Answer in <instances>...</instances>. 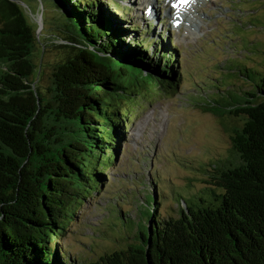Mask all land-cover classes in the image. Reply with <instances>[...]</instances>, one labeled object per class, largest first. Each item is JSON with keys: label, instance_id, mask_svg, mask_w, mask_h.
I'll return each instance as SVG.
<instances>
[{"label": "trees", "instance_id": "trees-1", "mask_svg": "<svg viewBox=\"0 0 264 264\" xmlns=\"http://www.w3.org/2000/svg\"><path fill=\"white\" fill-rule=\"evenodd\" d=\"M51 1L72 5L62 18L82 47L53 64L45 86L43 72L35 84L34 28L15 0H0V264H264V74L243 85L241 64L229 71L235 93L200 104L231 121L234 152L202 165L204 188L175 190L163 211L153 181L138 218L118 213L119 194L107 228L92 227L100 242L108 238L94 256L58 242L118 160L144 81L159 80L170 93L180 71L158 40L148 54L151 22L117 21L127 11L120 2Z\"/></svg>", "mask_w": 264, "mask_h": 264}, {"label": "rangeland", "instance_id": "rangeland-1", "mask_svg": "<svg viewBox=\"0 0 264 264\" xmlns=\"http://www.w3.org/2000/svg\"><path fill=\"white\" fill-rule=\"evenodd\" d=\"M18 1L36 9L34 5H39L37 0ZM42 1L46 25L41 39L50 40L44 54L42 83L46 86L50 83L53 64L64 59L68 50L62 46V38L66 37H60L66 36L65 31L58 27V23L64 22L63 9L53 7L51 0ZM100 1L105 6L106 0ZM117 1L127 7L120 17L122 21L117 20L123 27H130L136 20L148 24L152 21L162 27V31L155 28L152 33L153 28L145 26L152 37L147 40L149 48L146 50L154 57V41L158 40L160 48L164 46L163 52H173L172 65L180 72L177 88L170 93L159 80H154V86L147 88L146 85L140 90L143 98L134 101L133 119L125 120L127 132L121 142L118 160L107 170L108 178L103 188L96 196L88 198V203L79 210L80 222L74 221L71 230L58 239L66 249L82 257L94 256L101 242L108 243L105 237L100 242V235L93 234L92 227L107 228L106 221L115 215L110 203H114L119 194L124 198L121 197L118 213L130 209L129 214L138 218L145 210L144 197L154 185L153 181L163 196L160 203L163 211L168 209L175 190L187 187V190L196 191L205 187L202 165L209 167L210 162H217L215 158L227 157L229 153L233 158L234 152L231 150V133L226 128L231 121H224L222 116L200 104L236 92L232 86L234 80L229 75L234 64H241L246 71V75H242L243 85L259 81L264 74V0L200 1L197 7L189 6L194 29L186 27L189 24L186 20L178 30L173 27L174 21H170L172 10L166 9L162 1L160 4L156 0H149L150 3L147 0ZM168 2L172 7L170 0ZM106 8L110 10L108 6ZM52 32L56 34L53 42ZM137 33L135 35L139 37L141 33ZM146 33L141 36L146 37ZM43 52L42 43V49L34 54L36 63L40 64ZM93 237L97 239L93 240Z\"/></svg>", "mask_w": 264, "mask_h": 264}, {"label": "water", "instance_id": "water-1", "mask_svg": "<svg viewBox=\"0 0 264 264\" xmlns=\"http://www.w3.org/2000/svg\"><path fill=\"white\" fill-rule=\"evenodd\" d=\"M35 2V0H33ZM39 2V5H34V7H37L36 8H33L31 7L29 4L25 3L23 4L22 2L20 3L18 0H15V2L21 7L25 17L27 18V21L29 22V24L34 28V47H33V51L31 53V58L32 60L34 61V64H35V68L37 69V77H36V81H35V84L38 82L39 80V75L40 73L43 72V66H44V54H45V47L47 45H50V40L48 42L43 41L41 39V35L43 34V30H44V26L46 25L45 23V19H44V10H45V7H44V4H43V1L42 0H37ZM117 1V0H116ZM37 2V3H38ZM54 7V5H53ZM57 7V6H56ZM72 5L71 4H68L65 8H63V12L65 13L66 11L69 10V8H71ZM34 16V17H33ZM32 18H34V21L32 20ZM54 20H56L54 18ZM53 20V21H54ZM69 21L67 20H64V22L62 23L61 25V22L58 23V27H60L63 31H65V35L66 36H63L61 35L60 37H66L65 38H62L63 40V44L62 46H65L67 47L66 49L69 50V49H73L72 46H76V47H82V44L81 43H78V42H75L74 40V32H71V31H68L67 30V26H69L72 30L75 31V34H77V28L72 26L71 23H68ZM69 28V29H70ZM53 33V34H52ZM50 35L51 36V41L53 42V36H55V32H52ZM59 34V33H58ZM45 35H47L46 33L44 34V37ZM43 43V49H44V52L42 53V57H41V61H40V64L36 63L37 59L35 58L34 54H35V51H39V49L41 48L42 49V43ZM81 45V46H80ZM83 47H87L86 45H83ZM88 48L92 49L91 46H89ZM94 53L98 54L102 59L103 61H108V62H112V63H115V64H118L117 62V58L112 54V53H108V52H104V51H99V50H95V49H92ZM39 61V60H38ZM121 67H117V69H119V71L121 70L120 69ZM146 73H149V72H146ZM153 74V73H151ZM128 80H133V79H128ZM148 81V82H147ZM144 82H147L144 86H142L140 89H143V87L146 88V85H147V88L149 87H152L155 85V81L154 79L152 78H148V80L144 81ZM138 88V89H139ZM141 93V92H139Z\"/></svg>", "mask_w": 264, "mask_h": 264}, {"label": "bare ground", "instance_id": "bare-ground-1", "mask_svg": "<svg viewBox=\"0 0 264 264\" xmlns=\"http://www.w3.org/2000/svg\"><path fill=\"white\" fill-rule=\"evenodd\" d=\"M147 1H148V3H150L149 0H147ZM176 1L177 0H174V3H176ZM200 1H203V0H183L181 3L178 4V6L182 5L181 10L179 12L180 16L184 18V22H187L186 20H188V22H189V24L186 25V27L188 29H189V27H191L190 29H194V27H195L193 17L190 16V14H192V10L190 11V9H189L190 7L189 6L197 7V4ZM142 4H143V1L141 2V5ZM185 5H187L186 8H184ZM165 6H166V9L168 8V10L171 11L173 9V6H177V5L173 4L172 7H171V5L169 6V2L167 1ZM168 10H166L167 11V13H166L167 15H169ZM172 17H173L174 20L178 21V18H177L175 13H173ZM174 17H176V18H174ZM150 20H152V19H150ZM178 22L180 23V21H178ZM195 24H196V21H195Z\"/></svg>", "mask_w": 264, "mask_h": 264}, {"label": "snow or ice", "instance_id": "snow-or-ice-1", "mask_svg": "<svg viewBox=\"0 0 264 264\" xmlns=\"http://www.w3.org/2000/svg\"><path fill=\"white\" fill-rule=\"evenodd\" d=\"M178 6V5H177Z\"/></svg>", "mask_w": 264, "mask_h": 264}]
</instances>
